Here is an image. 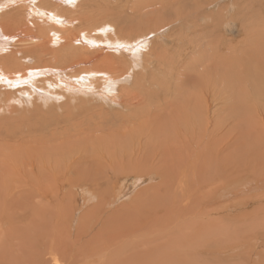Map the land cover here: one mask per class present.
<instances>
[{
	"label": "rangeland",
	"instance_id": "1",
	"mask_svg": "<svg viewBox=\"0 0 264 264\" xmlns=\"http://www.w3.org/2000/svg\"><path fill=\"white\" fill-rule=\"evenodd\" d=\"M33 3L36 4V6L38 4L39 7H35ZM55 4L56 6H54ZM230 5L234 7L232 8ZM30 8L35 9L34 11L38 14L37 18H40V16L41 18H47L50 15L48 9L57 8L58 12L56 16L53 17L61 16L56 18L59 26H65L69 32L72 31L71 33L74 35H80L78 37L76 36V39H81L84 46L90 48L93 54L100 50V54L110 55L114 60H122L123 70L127 75L125 78L118 75V77H120L118 79L117 76L113 77L110 74H98L100 76L92 80L94 85L97 83L98 85H87V88L86 86L80 87H85L87 92L83 91L85 93H82L77 87L76 90L78 92L76 90L71 91L72 89L68 90V88L59 81L65 78L63 74L60 75L58 82L55 84V78L51 77L53 72H49L46 66L47 64L52 65L50 63L51 55H49L45 56L42 61L35 57L25 60L26 64L36 63L40 70L43 71L41 74L42 78H39V76L36 77L38 81L47 76L49 81H51L50 83H54V86H48L49 88L45 87L46 84L42 85L45 92H33L30 83L29 87H27V82L21 85L22 87H19V85L0 86V183H2L0 184V188H3V190H0L2 194V196L0 195V204L3 198L6 200L5 203L2 202L3 206L1 210L3 209L5 212H10L12 209L18 208L17 210H19V212L21 210V217L24 220H28L31 216V212L33 213V210H38L39 206H43L45 209L49 206L54 212L59 210L57 213L61 215L64 220H67V216L70 212L74 213L72 215V223L74 224V226L71 224L72 228L69 226L71 222H67V224L63 223L65 226L60 222L61 225L56 228L57 231H61L64 228L70 231L72 238H66V240L77 239L78 235L85 230L87 232L86 234L89 236L87 237L86 234V237L82 235V243L89 237L97 235L98 231L101 232V235L104 237H108L109 234H112V236L119 234L114 237V244L110 248L113 250L109 254V259L111 261L114 259L116 264H135L136 262V264H142L144 262L145 264H150L149 262H151V264H253L258 256L254 255L252 251L254 246L249 242L253 239H249L252 235H248V233L252 232L250 223H260V218H258V216L262 215L264 212V0H70L67 4L63 5L60 0H0V14L9 11L11 14L16 13L15 15H17V11H21L23 14L27 12L32 13L33 9L30 11ZM36 8H44L45 12L43 11L44 13L40 15L38 12L40 10L38 9L37 11ZM11 9L14 10L12 11ZM223 13H225V17ZM1 16L2 15H0V18ZM229 18L232 20H229ZM90 22H92L91 25ZM101 25L106 26L108 29L105 30V35H100V33L96 32V29ZM81 31H84L87 37L92 36L91 39L96 42L93 43V45L90 44L92 47H90L87 41L85 42L83 40ZM53 37H55V35ZM137 38L144 39V44H146L147 49L146 51L140 50L134 52V54L141 55V57L138 55L139 58L137 61H141L139 62L141 63L139 66L143 64L141 66L142 68L139 66L135 68L132 67L131 51L122 50L123 47L118 44L121 41L131 42ZM78 40L77 43L80 44ZM59 41H62V43L51 44V50L56 51V60L59 59V56L63 57V60L64 52L62 51L65 49L66 44L61 39ZM61 44L62 46H60ZM57 46L60 48L61 52ZM68 47L71 50L69 45ZM191 47L195 49L191 50ZM8 51L11 52L12 49L10 48ZM61 57L59 60H61ZM133 60H135V58H133ZM19 61L24 63L21 57ZM171 67H173V70H171ZM72 71L78 72L76 68ZM48 73L50 75H48ZM101 75L107 78L101 77ZM157 78L159 80L158 83L164 82L163 84L165 86L163 84H158V86H153L154 88H149L147 82L156 80ZM138 79L140 82H137ZM72 82L75 83V86L78 85L79 87V83L76 81ZM105 82H114L115 84H105ZM142 82L143 84H139ZM174 82H177L175 83L176 85ZM166 84L168 86H166ZM110 85L114 86L113 90H115V92L112 90L108 93V89L105 88V86ZM24 86L26 88H24ZM159 86L161 88H159ZM207 87H213L211 88L212 92H214V89L216 91L214 98L211 97V102L206 100L203 95ZM21 88L23 89L19 92ZM145 88H147V90H145ZM54 89L55 92L58 93H54ZM121 89L128 91L131 89L132 99L134 96H140L139 98L144 99L143 105H138V107H144L145 105L144 114H140L141 108L130 109V107H126L120 103ZM153 89L155 91L157 90V96L153 94L155 93ZM103 90H105L106 93L102 92ZM66 91H68L69 94H67L68 92L66 93ZM196 91H201V93H196ZM60 92L64 95H59ZM163 92L165 95H162ZM225 92L227 94H224ZM195 93L199 97L198 100H191L199 101V103H195L194 101L191 103L190 99L187 100L185 98V103L182 105L181 100L183 102V98L187 96V94L191 98L193 95L195 96ZM73 94L74 96L77 95L75 96L76 98L72 96ZM106 94H108V97ZM151 94L154 95H152V100ZM87 95L89 97H87ZM148 95H150L149 99H147ZM164 96L165 99L163 98ZM172 96L173 98L175 96L177 97L174 99L170 98ZM189 96L187 98H189ZM228 96L229 98H227ZM72 97L75 98V100L72 99ZM64 98H66V100ZM68 98L71 101H68ZM45 99H47V101H45ZM50 100L52 102H49ZM110 100H112L113 103ZM149 100L152 102L150 103ZM200 100H202V102ZM187 104H199V106L202 104L201 106L204 108L206 107V111H208L207 109L209 108L210 112H208V114L202 107L198 106L199 108L197 109L196 106L193 105L194 107H191ZM215 104L217 105V110L215 109ZM182 106H186L184 107V111H187L186 109L189 108V112L187 111L189 114L195 110L198 111L199 115L201 111H203L201 115L205 112L207 114H205V117L202 115V120L199 118L197 119V117L201 118V116L195 114L194 117L193 115L192 117L196 118V122L194 118L187 114L186 117L188 118L185 117L186 121L184 120V122H182L179 116ZM148 109H151V111H148ZM211 109L213 111H211ZM213 114L216 118H214ZM218 115H223V118L221 119V117H218L219 120L217 118ZM225 116L227 117L225 118ZM213 119L217 120V122L215 120L214 122ZM199 120L200 123L203 122L200 126L204 125L203 127H208L209 129H212L210 128L213 125L212 121L219 130L220 128H227V134H223L222 136H228L232 145L230 147L231 149H228V152H230L228 153L230 156H228L229 159L227 157L229 162H226L229 164L231 163V167L238 166L239 168L241 166L244 167V163H246L247 170L246 172H241L240 175L248 173L255 182L247 179V182L244 181L245 184H230L229 190L232 192L234 191L231 193L235 195L224 194V192L223 194L225 196L217 194L216 198L214 197V201L209 202L213 197L207 199V196L213 192L216 183L220 181L223 186L228 178H230V175L219 178V171L224 161L222 160L223 156H220V152H222V148L224 152L225 144L223 141V144H221L222 142L220 141H216L217 138L221 137V133L215 127L213 128H215L216 131H213V133L209 135H207L208 132H204L203 135L206 134L209 140L210 138H216L214 142L216 145L218 144L219 147L217 148V145V150L214 149V151L217 153L213 151L211 154L210 152L212 150L209 151L210 149H208L207 151L206 149H201L202 151L200 150V152L205 153L204 156L206 155V157H198L199 164L198 166L196 165V175L194 172H190L194 169L187 168L184 175L181 174V169L178 168L177 165L185 160L184 156L186 157L185 162L189 160L196 162V157L189 142L182 137L185 132H183L182 135H176L178 133L177 128L182 124L185 125L187 121L197 123ZM208 120L209 122L211 121L210 127L204 124L206 123L205 121ZM223 120H227L226 123H223ZM216 123L218 125L220 123V125L217 126ZM221 124H223V127ZM224 124H227V127ZM228 133H230V135H228ZM203 137L204 136L201 137V142H204ZM146 138H148V140H146ZM189 138L190 137H188V139ZM189 140L193 142L192 139ZM140 141L143 143L148 141V144L144 145L146 150H139L138 144ZM186 142L187 144L185 145ZM188 145L190 148H188ZM206 152L208 154H206ZM208 155L209 157H207ZM13 157L24 160L28 158V160L33 162V174L28 172L26 177L29 182L24 183L30 185V188L32 186V189L34 188L33 185L37 187V191L31 189V192L33 191L31 202L34 200L38 201L35 205L31 203L34 205L32 207H24V211H22L20 207L23 206L21 201H19L23 195H19V191L14 192L12 190L13 193L9 196H4L8 190L7 187L4 186L5 181L3 182L7 172L9 173L7 174L9 177H6L10 180L15 179L12 177L11 172L13 170L11 166H7L6 163V159H14ZM52 157L57 161L52 159ZM34 159L35 161L40 159L38 161L39 166H37V161L36 164H34ZM43 159H45V162L46 160L50 161V159L51 161L54 160V162H49V164L46 162V166V163L44 165ZM204 160H206L205 162L207 163L203 167ZM68 166H70L71 171L64 170V168L67 169ZM206 166H208V169L205 170ZM198 167L201 168L199 169ZM27 168H30V166H27ZM52 168L57 171H54ZM252 169L258 172L260 171L261 174L254 172ZM45 170L47 172H45ZM38 171H41V173L39 174ZM42 171L44 172L42 173ZM156 171L158 173H156ZM14 173L15 175L20 173L17 174L18 176L16 175V178L23 179L24 175L21 171H14ZM41 174L43 176L37 178ZM152 174H154V177ZM188 174L190 175L187 178ZM204 174L206 177H204ZM29 175L31 180H29ZM191 175H195V177L197 176L199 178L193 180L195 177ZM210 175H214L213 177L216 176L215 178L218 180L215 182L209 181L208 176ZM201 176L204 179L206 178L205 181L207 180V183L201 184L202 181H199ZM232 176L233 175H231V178ZM42 178L44 179L42 180ZM60 179H62L63 182ZM32 180L35 181L32 182ZM160 181H162L163 184ZM197 184L199 186H196ZM11 186L14 189L15 184L13 186L11 183L9 187ZM193 186H195V189H197V187L199 188L195 190ZM238 186H240L239 190ZM134 189L137 191L139 190V192L143 190L139 193ZM128 190L130 191V196L128 199H124L122 195ZM41 191L46 192V195H39ZM199 193H202L203 196L205 194V196L199 198L198 203L197 198L200 195ZM17 194L20 196V199ZM183 195H185V197H183ZM118 196L121 197L120 200ZM188 196L191 197L192 200L185 205V208H189H181L180 203L182 197L186 199ZM219 197H221V199L223 198L222 202L224 201L227 203L224 204L223 202L222 204ZM11 198H14L12 202L15 204L11 202ZM224 198H226L227 201L224 200ZM206 200L208 203H206ZM239 200L241 201L239 202ZM169 202L172 204L170 205ZM218 202L219 206L222 205V207L218 206ZM195 203L197 204V209L199 208L198 204H200V206H203V204H210V206H207L210 209L205 208V210H203L204 212L200 218L201 228L198 229L199 233H197L198 230H196L192 234L190 230L193 227V219L196 216V209L194 208ZM215 203H217L219 209L222 208V210L218 211V207ZM228 203L230 209L226 208ZM167 204H169L168 208ZM6 206H8V209H6ZM211 206L217 207V210H214V207ZM212 208L214 213H211ZM166 209L167 211L164 213ZM92 210H100L101 212L97 211L96 213H91ZM227 210H229V213ZM253 210H258V212H253ZM177 211L179 212L177 213ZM223 213H227L228 218L222 217L224 215ZM251 213L253 216H251ZM255 214L257 215L254 217ZM209 216L212 219H209ZM212 216L217 218H213ZM53 217H48L44 214L40 216L41 220L48 223H52L56 220L53 219ZM135 217L144 218L146 221L145 227L135 233L136 235H123L122 232L126 229H130L132 226V221L128 219ZM262 217L263 216H261V218ZM106 219L107 222H105ZM82 220H85L87 224ZM119 221L123 222L119 223ZM187 221L189 222L187 223ZM204 221H207L206 224ZM216 221H218V223ZM105 223L108 224L110 229L115 228V230H108L109 228L104 230L102 227ZM18 225H22V222H19ZM202 225L203 227L206 225V228L202 229ZM248 225H250V227H248ZM50 226L52 227L53 225L51 224ZM77 226L78 228H75ZM89 226L92 227L91 230ZM207 226L211 227L207 229ZM213 226L216 227V230ZM252 226L255 228L257 225L253 224ZM249 229L251 232L248 231ZM255 229L263 236L264 225H258ZM207 232L210 234L208 233L205 238L203 234ZM226 233H228V235ZM225 236H228V238ZM221 238L226 242V246L223 245L224 243H222L223 241ZM244 238L249 239L248 243L243 241ZM253 242L252 244H256L255 239ZM246 244H249L251 249H249ZM141 245L143 250L141 249ZM216 246H218V248ZM13 247H16L15 249L17 251L14 258L11 250L5 255L6 246L0 242V258H6V260L12 259L7 263L0 264H12L13 261L20 262L24 259L23 253L18 251V246ZM209 247H212L211 250ZM256 248L259 250L258 246ZM172 253L173 255H171ZM263 254H261L262 257H264Z\"/></svg>",
	"mask_w": 264,
	"mask_h": 264
},
{
	"label": "bare ground",
	"instance_id": "2",
	"mask_svg": "<svg viewBox=\"0 0 264 264\" xmlns=\"http://www.w3.org/2000/svg\"><path fill=\"white\" fill-rule=\"evenodd\" d=\"M70 0H60V2H61V4L63 5V4H67V2H69ZM32 2V1H31ZM43 2V1H42ZM48 2H50V1H48ZM23 3V2H22ZM40 3V2H39ZM54 3V2H53ZM27 4H29V3H27ZM41 4V3H40ZM45 4V3H44ZM47 4H50V3H47ZM19 5V4H18ZM33 5L35 6V7H39L38 6V4H37V6H36V4H34L33 3ZM42 5V4H41ZM21 6V5H20ZM19 6V7H20ZM43 6H45V5H43ZM42 6V7H43ZM54 6H56V4L54 5ZM54 6H52V7H54ZM59 6H61V5H59ZM231 7H232V5H230ZM18 7V8H19ZM25 7V6H24ZM27 7H29V6H27ZM34 7V8H35ZM62 7V6H61ZM234 7V6H233ZM232 7V8H233ZM21 8H22V6H21ZM59 8V7H58ZM63 8V7H62ZM31 9H33V8H30V11H31ZM37 9V8H36ZM38 9L40 10V11H38ZM37 9V11L40 13V15H41V13H44L45 11H44V8L43 9H41V8H38ZM46 9V8H45ZM12 10V9H11ZM14 10V9H13ZM12 10V11H13ZM20 10V9H19ZM27 10V9H26ZM35 9H33L32 10V13H30V12H27L26 14L24 13H22L21 11H17V15H15L16 13H9V12H5V13H3V14H0V15H2L1 16V18H0V86L1 87H3V85H7V86H11V85H13V86H15V85H19V87L21 86V85H23L25 82H27V87H29V83H30V87H32L31 89L33 90V92H36V93H42L43 91L45 92V89H43V87H42V85H45L46 84V86L45 87H48V86H54V83H50L51 81H49V78H47V76L45 77V78H43L42 80H40V81H38L37 79H36V77H38L39 76V78H42V76H41V74H42V70H40V68L37 66V64L36 63H32V64H30V63H25V60H28L29 58H32V57H35V58H37L38 60H40V61H42V59L45 57V56H49V55H51L50 56V58H51V60H50V63L52 64V65H46L47 66V70L49 71V72H53L52 74H51V77L52 78H55V84L58 82V80H59V78H60V75L61 74H63L64 76H65V78H61L62 80H59L60 81V83L61 84H63L66 88H68V90H71V91H75L76 90V87L78 88V90H80L82 93H85V92H83V91H86V89H85V87H83V88H80V87H82V86H86V88H87V85H89V86H91V85H94V82L92 83V80L94 79V78H97V76H100V75H98V74H110L111 76H117V78L119 79L120 77H124L125 78V76L127 75V73L123 70V65H122V60H114L113 59V57L112 56H110V55H104V54H100L99 53V51H97V52H94V54L91 52V49L90 48H88L87 46H84V43L81 41V39L80 40H78V39H76V34L74 35L73 33H71L72 31H68L67 29H66V27L64 28V27H62V26H59L58 25V23H57V20H56V18H59V17H61L59 14V16H57V17H53V16H56V13L58 12V9L57 8H49L48 9V11H49V16L47 17V18H41V16H40V18H37L38 17V14H37V12L36 11H34ZM60 10V9H59ZM44 11V12H43ZM62 11V10H61ZM226 11H227V9H226ZM226 11H225V13H226ZM29 13V14H28ZM65 13V12H64ZM225 13H223V15H224V17H225ZM19 14V15H18ZM61 15H62V13H61ZM230 15V14H229ZM4 16V17H3ZM232 16V15H231ZM46 17V16H45ZM229 17V16H228ZM61 19V18H60ZM68 20V19H67ZM229 20H232V19H230L229 18ZM72 21V20H71ZM60 22V21H59ZM62 22V21H61ZM169 22V21H168ZM167 22V23H168ZM63 23V22H62ZM62 23H61V25H62ZM229 23V22H228ZM68 24V23H67ZM92 24V22H90V25ZM69 25V24H68ZM83 25V24H82ZM96 25V24H95ZM71 27V26H70ZM83 27V26H82ZM106 26H103V25H101L100 27H98L97 29H96V32H98V33H100V35H105L106 33H105V30L107 29V27L105 28ZM109 27H111V26H109ZM108 30V29H107ZM109 30H110V28H109ZM250 30V29H249ZM78 31V30H77ZM75 33V32H74ZM79 33V32H78ZM108 33V32H107ZM81 34H82V38H83V40L86 42H88L89 43V45L90 44H92L93 45V43H96V42H94V40L93 39H91V37H87L86 36V34H85V32L84 31H81ZM154 34H155V32H154ZM55 35V37H53ZM78 36H80V35H78ZM77 36V37H78ZM98 36V35H97ZM164 38V37H163ZM162 38V39H163ZM63 40V42L66 44H63V45H65V49L62 51V52H64V59L62 60V58L63 57H61V56H59V59H60V57H61V60H56V51H52L51 50V44L52 43H54V44H60V43H62V41H59V40ZM77 40H78V42L80 43V44H78L77 43ZM145 43V41H144V39H142V38H137L136 40H134V41H131V42H120V43H118L119 45H121L123 48H122V50L123 49H125V50H127V51H131V55H132V60H131V62H132V67H138L139 66V64H141V63H139V62H141V61H137L138 60V55L141 57V55L140 54H134V52H138V51H142V50H147L146 49V44H144ZM115 44V43H114ZM68 45L70 46V48H71V50L69 49V47H68ZM78 45V46H77ZM118 45V46H119ZM60 46H62V44L60 45ZM58 47V46H57ZM90 47H92L91 45H90ZM110 47V46H109ZM12 49V51L11 52H9L8 50L9 49ZM59 48V47H58ZM116 48V47H115ZM114 48V49H115ZM192 48V47H191ZM232 48V47H231ZM90 49V50H89ZM111 49V48H110ZM116 49H118V48H116ZM138 49V50H137ZM190 49V48H189ZM195 49V48H194ZM193 48L191 49V50H194ZM55 50V49H54ZM56 50H57V48H56ZM59 51H60V48H59ZM102 51V50H101ZM110 51V50H109ZM117 51V50H116ZM119 51V50H118ZM148 51H150V50H148ZM190 51V50H189ZM61 52V51H60ZM59 52V53H60ZM146 54V53H145ZM147 54H149V53H147ZM181 54V53H180ZM180 54H179V56H180ZM183 54V53H182ZM130 55V56H131ZM244 55V54H243ZM181 56H183V55H181ZM20 57H21V60H24V63L22 62H20L19 60H20ZM245 57V56H244ZM133 58H135V60H133ZM166 59V58H165ZM164 59V60H165ZM180 59V58H179ZM228 59V58H227ZM226 59V60H227ZM163 60V59H162ZM233 60V59H232ZM30 61V60H29ZM151 61H153V60H151ZM62 62V63H61ZM190 62V61H189ZM61 63V64H60ZM143 63V62H142ZM194 63V62H193ZM60 64V65H59ZM66 64V65H65ZM166 64V63H165ZM234 64V63H233ZM246 64V63H245ZM143 65V64H142ZM142 65H140L139 67H141ZM167 66V65H166ZM170 66H173V65H170ZM245 66H247V65H245ZM43 67V66H42ZM233 67V66H232ZM77 69V71L78 72H73L72 70L73 69ZM142 68V67H141ZM174 68H175V66H174ZM196 68V67H195ZM208 68V67H207ZM228 68V67H227ZM80 69V70H79ZM192 69H193V67H192ZM230 69V68H229ZM228 69V70H229ZM243 69V68H242ZM247 69V68H246ZM47 70H45V71H47ZM171 70H173V67H171ZM189 70V69H188ZM227 70V71H228ZM75 71V70H74ZM245 71V70H244ZM258 71V70H257ZM172 72V71H171ZM193 72V71H192ZM251 73V72H250ZM69 74V75H68ZM113 74V75H112ZM246 74V73H245ZM252 74V73H251ZM257 74V73H256ZM46 75V74H45ZM48 75H50L49 73H48ZM118 75L120 76V77H118ZM225 76V75H224ZM86 77H87V79H86ZM101 77H105V76H102L101 75ZM100 77V78H101ZM129 77V76H128ZM234 77V76H233ZM69 78H71V79H69ZM72 78H73V80H72ZM99 78V79H100ZM105 78H107V77H105ZM110 78V77H109ZM108 78V79H109ZM235 78V77H234ZM85 79V80H84ZM111 79V78H110ZM116 79V78H115ZM114 79V80H115ZM117 79V80H118ZM177 79V78H176ZM181 79V78H180ZM51 80V79H50ZM101 80L103 81V79L101 78ZM113 80V79H112ZM143 80V79H142ZM169 80H170V78H169ZM72 81H76L77 83H79V87H78V85H76L75 86V83L74 82H72ZM105 81H106V79H105ZM108 81V80H107ZM120 81V80H119ZM123 81H124V79H123ZM139 81V79L137 80V82ZM117 82V81H116ZM140 82V81H139ZM159 82V80H158V78L156 79V80H153V81H150V82H147V84L149 85L148 87L149 88H151V87H153V86H158V84H163V83H158ZM196 82V81H195ZM102 83V82H101ZM107 83H109V82H107ZM106 82H105V84H107ZM111 84L113 83V84H115L114 82H110ZM109 83V84H110ZM120 83V82H119ZM145 83H146V81H145ZM168 83V82H167ZM175 83H177V82H174V84ZM180 83V82H179ZM210 83V82H209ZM59 84V83H58ZM139 84H143V82L142 83H139ZM214 84V83H213ZM96 85H98V83L97 84H95L94 86H96ZM101 85V84H100ZM164 85V84H163ZM176 85V84H175ZM162 86V85H161ZM165 86V85H164ZM166 86H168L167 84H166ZM215 86H217V85H215ZM22 87V86H21ZM104 87V86H103ZM113 87L114 86H105V88H107L108 90V93H110L112 90H113ZM116 87V86H115ZM178 87V86H177ZM196 87V86H195ZM203 87V86H202ZM201 87V88H202ZM221 87V86H220ZM219 87V88H220ZM24 88H26L25 86H24ZM49 88V87H48ZM89 88H91V87H89ZM94 88V87H93ZM119 88V87H118ZM140 88V87H139ZM154 88V87H153ZM159 88H161L160 86H159ZM166 88V87H165ZM211 88H213V87H207L206 88V91L205 92H203V95H204V97H205V99L206 100H211V97L212 98H214V95H216V91H215V89H214V92H212V90H211ZM22 89L23 88H21V90L19 91V90H17V91H19V92H21L22 91ZM53 89V88H52ZM58 89V88H57ZM65 89V88H64ZM156 89V88H155ZM163 89V88H162ZM238 89V88H237ZM31 90V91H32ZM59 90H60V88H59ZM58 90V91H59ZM61 90H62V87H61ZM60 90V91H61ZM87 90H90V89H87ZM145 90H147V88H145ZM150 90H152V89H150ZM154 90V89H153ZM185 90V89H184ZM192 90V89H191ZM5 91V90H4ZM24 91V90H23ZM30 91V90H29ZM77 91V90H76ZM114 92H115V90H113ZM136 91V90H135ZM155 91V90H154ZM153 91V92H154ZM157 91V90H156ZM155 91V93H153V94H156V96H157V92ZM158 91H159V89H158ZM166 91V90H165ZM174 91V90H173ZM182 91V90H181ZM195 91V90H194ZM64 92V91H63ZM68 91H66V93H67ZM78 92V91H77ZM87 92V91H86ZM102 92H105V90H103ZM184 92V91H183ZM182 92V93H183ZM198 91H196V93H197ZM54 93H58V92H55V89H54ZM61 93V92H60ZM59 93V95H64V94H60ZM65 93V92H64ZM72 93V92H71ZM80 93V92H79ZM78 93V94H79ZM106 93V92H105ZM147 93V92H146ZM162 93V92H161ZM186 93H188V92H186ZM193 93V92H192ZM196 93H195V96L193 95V97H191L190 98V94L188 95L187 94V96H183L184 98H183V102H182V100H181V103H182V105H183V103H185L184 102V99L186 98L187 100L188 99H190V102L192 103V101H194L195 103H199V101L197 102L196 100H198V95H196ZM198 93H201V91L200 92H198ZM218 93H219V91H218ZM221 93V92H220ZM241 93V92H240ZM67 94H69V92L67 93ZM66 94V95H67ZM74 94H76V93H74ZM74 94L72 95L73 97H75V96H77V95H75L74 96ZM89 94V93H88ZM92 94V93H91ZM153 94H151V100H152V97L154 96ZM176 94V93H175ZM184 94V93H183ZM222 94V93H221ZM224 94H227L226 92L224 93ZM228 94H229V92H228ZM17 95V94H16ZM26 95V94H25ZM80 95V94H79ZM84 95V94H83ZM107 95V97H108V94H106ZM139 95V94H138ZM147 95V94H146ZM153 95V96H152ZM162 95H165L164 94V92H163V94ZM48 96H50V95H48ZM86 96V95H85ZM93 96V95H92ZM102 96V95H101ZM145 96V95H144ZM149 96L150 95H148V97H147V99H149ZM178 96V95H177ZM177 96H175V97H177ZM189 96V98H187ZM1 97V96H0ZM51 97V96H50ZM49 97V98H50ZM72 97V99H74L75 100V98H73ZM87 97H89L88 95H87ZM91 97V96H90ZM132 97V91H131V89H129V91L128 90H123V89H121V100H120V103L122 104V105H124V106H126V107H130V109H134V108H141L140 109V111H141V113L140 114H144L145 113V109H144V107H145V105H144V107H138V105L139 106H141V104L143 105V100L144 99H142V98H139L138 96H134L133 97V99L131 98ZM167 97V96H166ZM174 97V98H175ZM182 97V96H181ZM234 97V96H233ZM29 98V97H28ZM52 98H56V97H52ZM63 98V97H62ZM70 98V97H69ZM68 98V101H71L70 99ZM103 98V97H102ZM109 98H110V96H109ZM144 98V97H143ZM154 98H156V97H154ZM164 99H165V96L163 97ZM162 98V99H163ZM170 98H173V96L172 97H170ZM173 98V99H174ZM227 98H229V96L227 97ZM26 99V98H25ZM29 99H31V98H29ZM28 99V100H29ZM44 99V98H43ZM47 99H48V97H47ZM47 99H45V101H47ZM65 100H66V98H64ZM88 99V98H87ZM104 99V98H103ZM106 99H108V98H106ZM159 99V98H158ZM177 99V98H176ZM191 99H196V100H191ZM54 100V99H53ZM77 100V99H76ZM151 100H149L150 101V103L152 102ZM228 100V99H227ZM86 101V100H85ZM110 101H112V100H110ZM155 101V100H154ZM160 101V100H159ZM159 101H157V102H159ZM178 101V100H177ZM186 101V100H185ZM201 102H202V100H200ZM218 101V100H217ZM225 101H226V99H225ZM49 102H52L51 100L49 101ZM72 102H73V100H72ZM109 102V101H108ZM175 102H176V100H175ZM187 102H189V101H187ZM186 102V103H187ZM211 102V101H210ZM243 102V101H242ZM3 103V102H2ZM48 103V102H47ZM62 103V102H61ZM60 103V104H61ZM112 103H113V101H112ZM149 103V102H148ZM147 103V104H148ZM156 103V102H155ZM64 104H66V103H64ZM63 104V105H64ZM109 104V103H108ZM114 104H116V103H114ZM145 104V103H144ZM146 104V105H147ZM189 104V103H188ZM187 104V105H188ZM157 105H158V103H157ZM179 105H181V104H179ZM184 105H186V104H184ZM194 106H196L197 107V109L199 108V107H202L201 105L199 106V104H193ZM193 105H188V106H193ZM208 105V104H207ZM216 105V104H215ZM119 106V105H118ZM149 106V105H148ZM148 106H146V107H148ZM152 106V105H151ZM193 106V107H194ZM199 106V107H198ZM212 106V105H211ZM90 107V106H89ZM184 107H186V106H184ZM184 107L182 106V108H181V113H180V118H181V120H182V122H184V120H185V117L187 116V114H188V116H193L194 115V117H195V114L196 115H199L198 114V111L197 110H195L196 109V107H195V111H193L192 113H188L189 111H188V109L189 108H187L186 110L188 111H184ZM210 107V106H209ZM216 108V110H217V105L215 106ZM222 107V106H221ZM204 107H202V109H203ZM206 108V107H205ZM204 108V109H205ZM208 108V107H207ZM213 108V107H212ZM160 109V108H159ZM180 109V108H179ZM178 109V110H179ZM191 109H193V108H191ZM88 110V109H87ZM90 110V109H89ZM151 111V109H148V111ZM158 110V109H157ZM200 110V109H199ZM208 111H206V109H205V111L208 113V112H210V110H209V108L207 109ZM147 111V110H146ZM196 111H197V113H196ZM204 111V112H205ZM211 111H213L212 109H211ZM179 112V111H178ZM204 113V114H202V115H204V117H205V114H207V113ZM223 112H225V111H223ZM238 112V111H237ZM177 113V112H176ZM201 113H203V111H201ZM201 113H200V115L199 116H201V118L200 117H197V119L199 118L200 120H202V115H201ZM214 113H215V111H214ZM147 114H148V112H147ZM209 114V113H208ZM211 114H212V112H211ZM214 115V114H213ZM217 115V114H216ZM224 115V114H223ZM223 115H221V116H217V118L218 117H221V119L223 118ZM209 116V115H208ZM210 116H212V115H210ZM130 117V116H129ZM142 117V116H141ZM194 117H192V118H194ZM227 116H225V118H226ZM186 118H188V117H186ZM214 118H216V116L214 115ZM225 118H224V120H225ZM195 119V122H196V118H194ZM206 119V118H205ZM207 119H209V118H207ZM211 119V118H210ZM219 119V118H218ZM231 119V118H230ZM137 120V119H136ZM180 120V121H181ZM189 120V119H188ZM192 120V119H191ZM200 120L199 121H197V123H195V122H190V121H187L186 123H185V125H180V127L179 128H177V130H178V133L176 134V135H178V134H183V132H185L184 133V136H182L184 139H186L188 142H189V144H190V146H191V148H192V150H193V153H194V155H195V157H196V162L195 161H186L185 162V160H186V157L184 156V158H185V160L183 161V162H181V163H179L178 165H177V167L178 168H180L181 169V174H183L184 175V173H185V171H186V168L187 169H194V170H192V171H190V172H194L195 173V175H196V173H197V171H196V165L198 166V157L199 158H201V157H203L204 156V154L205 153H201L200 152V150L201 149H206L207 151H208V149H210L209 151H211L210 153L212 154V152L214 151V149L215 150H217V148L219 147V145L217 146L216 144H215V142H214V140L216 139V138H213L211 135V137L213 138V139H211L210 138V140L207 138V135H209L210 133H213V131H216L215 130V128L216 129H218L217 127H215V125H214V122L216 121L217 122V120H215V119H213V121H212V126L210 127V122H209V120L208 121H205L206 123H204L206 126L208 125L210 128H212V129H209L208 127H203L204 125H201L200 126V124H203V122L202 123H200ZM220 120V119H219ZM223 120V121H224ZM177 121V120H176ZM186 121V120H185ZM194 121V120H193ZM227 121V120H226ZM226 121H224L223 123H226ZM228 121H229V119H228ZM220 122V121H219ZM222 122V121H221ZM175 123H177V122H175ZM179 124V123H178ZM217 124V123H216ZM144 125V124H143ZM219 125H220V123H219ZM218 124H217V126H219ZM222 125V127H223V124H221ZM225 125V124H224ZM178 126V125H177ZM200 126V127H199ZM226 127H227V124L225 125ZM230 126V125H229ZM213 127H215V128H213ZM233 127V126H232ZM202 128H203V132H202ZM220 128V127H219ZM158 129V128H157ZM227 129V128H226ZM225 129V127H224V129H221L220 128V130H219V132L221 133V137H219V138H217V140L216 141H220V142H224V144H225V147H224V152H223V148H222V152H220L221 153V155L220 156H223V159L222 160H224L223 161V165H222V168H220V171H219V178H222L223 176H225V175H230V178H228V180H227V182L226 183H224V185L222 186V183H220V181H218L217 183H216V187L214 188V190H213V192H211L208 196H207V199L208 198H211V197H213V199L211 198L210 200H209V202H212V201H214V197L216 198V195L217 194H219L220 196H223L224 194H232L233 192L231 191V190H229V186H230V184H241V183H244V181H246L247 179L249 180V181H253V182H255V180H253L251 177H250V175L248 174V173H245V174H243V175H240L241 174V172H246V170H247V167H246V163H244V167H238V166H234V167H231L230 166V164L229 163H227V162H229V154L228 153H230V152H228V149L231 147V145H232V142H230V139H229V137L228 136H225V137H223L222 135L224 134H227V130ZM125 130V129H124ZM217 130V131H218ZM206 133V132H208V134L206 135V137H205V135H203V133ZM146 133V132H145ZM201 133H202V135H201ZM142 135V134H141ZM154 135V134H153ZM216 135V134H215ZM218 135H220V134H218ZM218 135H217V137H218ZM228 135H230V133H228ZM8 136V135H7ZM143 136V135H142ZM147 136V135H146ZM149 136V135H148ZM202 136H204L203 137V141L204 142H201L200 140L202 139L201 137ZM214 136V135H213ZM188 137H190L189 139H192V141L193 142H191L189 139H188ZM215 137V136H214ZM223 137V138H222ZM58 138V137H57ZM138 138V137H137ZM145 138V137H144ZM143 138V139H144ZM12 139V138H11ZM139 140V139H138ZM146 140H148V138H146ZM53 141V140H52ZM18 142V141H17ZM180 142V141H179ZM223 142L221 143V144H223ZM10 143H11V141H10ZM13 143H15V142H13ZM25 143V142H24ZM16 144V143H15ZM146 144H148V141H145L144 143L143 142H139V144H138V148H139V150H146L145 149V146L144 145H146ZM159 144V143H158ZM184 144V143H183ZM187 144V142L185 143V145ZM220 144V145H221ZM13 145V144H12ZM182 145V144H181ZM184 145V146H185ZM190 146L188 145V148H190ZM216 146H217V148H216ZM264 146V145H263ZM3 147V146H2ZM16 147V146H15ZM222 147V146H221ZM220 147V148H221ZM32 149V148H31ZM231 149V148H230ZM187 150V149H186ZM220 150V149H219ZM260 150H261V148H260ZM34 151V150H33ZM202 151V150H201ZM200 152V153H199ZM215 152V151H214ZM253 152V151H252ZM18 153V152H17ZM31 153V152H30ZM215 153H217V152H215ZM214 153V154H215ZM219 153V154H220ZM223 153V154H222ZM263 153H264V150H263ZM11 154H13V153H11ZM206 154H208L207 152H206ZM33 155V154H32ZM38 155V154H37ZM186 155V154H185ZM210 155V154H209ZM209 155L207 156V157H209ZM216 155V154H215ZM214 155V156H215ZM232 155V154H231ZM252 155V154H251ZM31 156V155H30ZM213 156V155H212ZM229 156V157H228ZM248 156V155H247ZM206 157V155L204 156V158ZM227 157H228V159H227ZM14 159H6V163H7V166H11V169L13 170L11 173H12V177L13 178H15L14 180H10L8 177V175L7 174H9L8 172H7V174H6V176H8V177H6L5 176V179H3V182H4V186H6L7 187V192L4 194V196H9L11 193H13L12 192V190L15 192V191H19L20 193H19V195H23V196H21V200H19V201H21V203L23 204V206H20L21 207V209H22V211H24L23 210V208L24 207H32V206H34L35 205V203L38 201V200H34L33 202H31L32 201V197H33V194H32V192H31V189H32V186H31V188H30V185H26L24 182H29L28 180H27V177H26V174L29 172V173H32V171H33V162L31 161V160H28V158H27V160H24V159H18L17 157H13ZM46 158V157H45ZM57 158V157H56ZM143 158V157H142ZM214 158H216V157H214ZM3 159V158H2ZM26 159V158H25ZM36 159H37V157H36ZM52 159H55V158H53L52 157ZM133 159V158H132ZM209 159V158H208ZM220 159V158H219ZM40 159H38V161H39ZM44 160V165H45V163L47 162L48 164H49V162H54V160H52L51 161V159H50V161H47L46 160V162H45V159H43ZM56 160V159H55ZM203 160V159H202ZM5 161V160H4ZM37 161V160H36ZM36 161H35V159H34V164H36ZM38 161H37V166H39V163H38ZM57 161V160H56ZM206 160H204L203 161V167L205 166V164L207 163V162H205ZM217 161H218V159H217ZM227 161V162H226ZM41 162V161H40ZM47 163H46V166H47ZM130 163V162H129ZM138 163H139V161H138ZM218 163V162H217ZM52 164V163H51ZM136 164V163H135ZM215 164V163H214ZM141 165V164H140ZM143 165V164H142ZM220 165V164H219ZM3 166V165H2ZM27 166H30V168H27ZM61 166H62V164H61ZM200 166V165H199ZM214 166V165H213ZM217 166H218V164H217ZM33 167V168H32ZM145 167V166H144ZM143 167V168H144ZM208 166H206V168H205V170L206 169H208L207 168ZM37 168V167H36ZM131 168V167H130ZM199 168V167H198ZM201 168V167H200ZM199 168V169H200ZM218 168V167H217ZM7 169V168H6ZM44 169V168H43ZM54 171H57L56 169H54V168H52ZM61 169V168H60ZM134 169V168H133ZM42 170V169H41ZM62 170V169H61ZM64 170H67V171H71V168H70V166H68V168L67 169H65L64 168ZM128 170H129V168H128ZM135 170H137V169H135ZM139 170V169H138ZM212 170V169H211ZM253 170V169H252ZM14 171L15 172H19V171H21L22 173H23V175H24V177H23V179L22 178H16V175L17 174H20V173H17L16 175H15V173H14ZM50 171V170H49ZM53 171V172H54ZM133 171V170H132ZM173 171H174V169H173ZM173 171H172V174H173ZM204 171V170H203ZM209 171V170H208ZM254 172H256V173H260L261 174V172L259 171H256V170H253ZM39 172V171H38ZM44 171H42V173H43ZM45 172H47L46 170H45ZM51 172V171H50ZM206 172V171H205ZM41 173V171L39 172V174ZM130 173V172H129ZM134 173V172H133ZM143 173V172H142ZM148 173V172H147ZM156 173H158L157 171H156ZM188 173V172H187ZM200 173H201V171H200ZM212 173V172H211ZM3 174V173H2ZM33 174V173H32ZM35 174V173H34ZM50 174V173H49ZM136 174V173H135ZM134 174V175H135ZM202 174V173H201ZM208 174H210V173H208ZM31 175V174H30ZM30 175H29V180H31V178H30ZM57 175V174H56ZM65 175V174H64ZM133 175V174H132ZM145 175V174H144ZM154 174H152V176H153ZM186 175V174H185ZM189 175L190 174H188V176H187V178L189 177ZM195 175L194 176H192V177H195ZM200 175V174H199ZM205 175V174H204ZM231 175H233L232 176V178H231ZM18 176V175H17ZM41 176H43L42 174L39 176V177H37V178H41ZM51 176V175H50ZM130 176V175H129ZM137 176H138V174H137ZM139 176H140V174H139ZM172 176V175H171ZM214 175H210V176H208L209 177V181H213V182H215L216 180H218V179H216L215 177H213ZM11 177V176H10ZM20 177V176H19ZM35 177V176H34ZM52 177V176H51ZM84 177V176H83ZM100 177V176H99ZM154 177V176H153ZM158 177V176H157ZM168 177V176H167ZM166 177V178H167ZM204 177H206V175L204 176ZM228 177V176H227ZM240 177V178H239ZM45 178V177H44ZM44 178H42V180L44 179ZM71 178V177H70ZM150 178V177H149ZM160 178V177H159ZM191 178V177H190ZM197 178H199V177H195L193 180H195V179H197ZM236 178H238V179H236ZM34 179V178H33ZM129 179V178H128ZM151 179H154V178H151ZM186 179V178H185ZM206 179V178H205ZM205 179L201 176V178H200V180L199 181H202V183L201 184H204L205 182L207 183V180L205 181ZM36 180V179H35ZM34 180V181H35ZM38 180V179H37ZM41 180V179H40ZM41 180V181H42ZM52 180V179H51ZM61 181H62V179H60ZM68 180H69V178H68ZM98 180V179H97ZM163 180V179H162ZM225 180H226V178H225ZM33 180H32V182H34ZM123 181V180H122ZM180 181V180H179ZM179 181H178V183H179ZM198 181V180H197ZM32 182H31V184H32ZM48 182V181H47ZM49 182H50V180H49ZM55 182V181H54ZM53 182V183H54ZM63 182V181H62ZM61 182V183H62ZM148 182V181H147ZM160 182H162V181H160ZM191 182V181H190ZM225 182V181H224ZM247 182V181H246ZM12 183V185L14 186V184H15V186H14V189L12 188V186L11 187H9L10 186V184ZM37 183V182H36ZM186 183H188V182H186ZM185 183V184H186ZM0 184H2V183H0ZM133 185H135L134 183H132ZM156 184V183H155ZM162 184H163V182H162ZM245 184V183H244ZM33 185V184H32ZM44 185H45V181H44ZM43 185V186H44ZM61 185V184H60ZM164 185H165V183H164ZM206 185V184H205ZM204 185V186H205ZM2 186V185H1ZM41 186H42V184H41ZM153 186V185H152ZM158 186H159V183H158ZM157 186V187H158ZM188 186H189V184H188ZM187 186V187H188ZM196 186H199L198 184L196 185ZM214 186V185H213ZM3 187V186H2ZM33 189H35L36 190V186H34L33 185ZM62 187V186H61ZM123 187V186H122ZM172 187V186H171ZM239 188H238V190L240 189V186H238ZM63 188V187H62ZM131 188V187H130ZM133 188V187H132ZM143 188V187H142ZM159 188V187H158ZM193 188L195 189V186H193ZM199 187H197V189H198ZM204 188V187H203ZM3 190V188H0V190ZM32 189V190H33ZM40 189V188H39ZM59 189V188H58ZM141 189V188H140ZM165 189V188H164ZM188 189V188H187ZM197 189H195V190H197ZM122 190V189H121ZM125 190H126V187H125ZM135 190V189H134ZM143 190V189H142ZM141 190V191H142ZM165 190H167V189H165ZM193 190V189H192ZM237 190V189H236ZM237 190V191H238ZM37 191V190H36ZM56 191V190H55ZM67 191V190H66ZM135 191H137V190H135ZM141 191L139 192V190L137 191V192H139V193H141ZM210 191V190H209ZM236 191V192H237ZM64 192V191H63ZM68 192H70V191H68ZM68 192H67V194H68ZM86 192V191H85ZM84 192V193H85ZM188 192V191H187ZM194 192V191H193ZM225 192V193H224ZM232 192V193H231ZM103 193V192H102ZM101 193V194H102ZM117 193V192H116ZM122 193V192H121ZM120 193V194H121ZM224 193V194H223ZM35 194H36V192H35ZM88 194V193H87ZM93 194V193H92ZM106 194H107V192H106ZM200 194V193H199ZM237 194H239V193H237ZM0 195L2 196V194L0 193ZM12 195H14V194H12ZM18 194H17V196L19 197V199H20V196H19ZM39 195H41V196H45L46 195V192H43V191H41L40 193H39ZM232 195H235V194H232ZM17 196H16V198H17ZM71 196V195H70ZM92 196V195H91ZM96 196V195H95ZM99 196V195H98ZM120 196V195H119ZM118 196V199L120 200V198L121 197H119ZM130 196V191L128 190L126 193H123V195H122V197L124 198V199H128V197ZM204 196H205V194H204ZM203 196V194L201 193L200 195H199V197L197 198V201H198V199L199 198H203L204 197ZM225 196V195H224ZM258 196V195H257ZM257 196H255V197H257ZM87 197V196H86ZM93 197H94V195H93ZM93 197H92V199H93ZM97 197V196H96ZM176 197V196H175ZM183 197H185V195H183ZM182 197V199H181V203H180V207L181 208H185V205H187L191 200H192V198L191 197H186V199L185 198H183ZM232 197V196H231ZM230 197V198H231ZM51 198V197H50ZM72 198V197H71ZM226 198H227V196H226ZM226 198H224V200H226ZM264 198V197H263ZM13 199L14 198H11V202L13 201ZM90 199V198H89ZM176 199V198H175ZM219 199H221V197H219ZM223 199V198H222ZM222 199H221V203L223 204V202H222ZM233 199V198H232ZM237 199H238V197H237ZM241 199V198H240ZM9 200V199H8ZM7 200V201H8ZM263 200V199H262ZM5 201L6 200H4V198L2 199V201H1V204H0V242L1 243H3L4 244V246H6V253H5V255H7V252L9 251V250H11L12 251V253H13V258L15 257V255H16V253H17V251H16V247L14 248L13 246H18V251L20 252V253H23V257H24V259H22L20 262H16V261H13L12 262V264H116V262H114V259L111 261L110 259H109V254L111 253V251L113 250V249H110L112 246H113V244H114V241H115V236H118V235H113L112 236V234L110 235L109 234V236L108 237H104L103 235H101V232H97L96 234L97 235H93V236H91V237H89L87 240H85L83 243H82V241H81V239H82V235H84L85 236V234L87 233L86 232V230L84 231V232H82V233H80L79 235L78 234H76V235H78V238L76 239V238H74L73 240H66V238H72V236H71V233H70V231L69 230H67L66 228H64V229H62L61 231H57V227L58 226H60L61 224H63V223H66L67 224V222L69 223V222H71L70 224H69V226L72 228V225L71 224H73L72 223V220H73V218H72V215L74 214V213H69L68 214V216H67V220L65 219L64 220V218L61 216V215H59L57 212H59V210H57V211H53L49 206H47L46 207V209L43 207V206H39V209L38 210H33L34 212L32 213L31 212V216H30V218L28 219V220H24L21 216H22V213H20L21 212V210H20V212H19V210H17V209H12V211H10V212H5V211H3V209L1 210V208H2V206H3V204H2V202L3 203H5ZM88 201V200H87ZM90 201H92V200H90ZM100 201V200H99ZM207 201V200H206ZM219 201V200H218ZM227 201V200H226ZM234 201V200H233ZM241 200H239V202H240ZM172 202V201H171ZM220 202V201H219ZM219 202H218V206H219ZM235 202V201H234ZM250 202V201H249ZM12 203H14V202H12ZM11 203V204H12ZM34 203V205H32V204ZM97 203V202H96ZM198 203H199V201H198ZM204 203V202H203ZM206 203H208V201L206 202ZM227 203V202H226ZM225 202H224V204H226ZM230 203V202H229ZM229 203L226 205V206H224V207H226V208H229ZM236 203V202H235ZM15 204V203H14ZM106 204H107V202H106ZM169 204H170V202H169ZM169 204H167V208H168V206H169ZM172 204V203H171ZM170 204V205H171ZM216 204V206H217V203H215ZM214 204V205H215ZM231 204V203H230ZM8 205V204H7ZM193 205V204H192ZM13 206V205H12ZM19 206V205H18ZM178 206V205H177ZM207 206H210V204H203V206H200V204H198V207L200 208H196L197 207V204L195 203V206H194V208L196 209V216H195V218L193 219V223H192V225H193V227H192V229L190 230V232L193 234L196 230H198L199 228H201V223H200V218H201V215L203 214V210H205V208H209V207H207ZM217 206V207H218ZM221 207H222V205H220ZM219 206V207H220ZM239 206V205H238ZM263 206V205H262ZM5 207V206H4ZM7 208L6 209H8V206H6ZM14 207V206H13ZM211 207H214V206H211ZM217 207H214V210H217L216 208ZM219 207H218V211L219 210H222V208H220L219 209ZM232 207V206H231ZM261 207V206H260ZM259 207V208H260ZM34 208V207H33ZM33 208H30V209H33ZM162 208V207H161ZM160 208V209H161ZM171 208V207H170ZM189 207H186L185 209H188ZM5 209V208H4ZM25 209V208H24ZM36 209V208H35ZM176 209V208H175ZM180 209V208H179ZM210 209V208H209ZM230 209V208H229ZM232 209V208H231ZM27 210V209H26ZM29 210V209H28ZM183 210V209H182ZM212 210V212L211 213H214V211H213V208L211 209ZM210 210V211H211ZM224 210H225V208H224ZM97 211H100V210H92L91 211V213H96ZM165 211H167V209L166 210H164V213H165ZM210 211H208V212H210ZM218 211H215V212H218ZM229 210H227V212H228ZM66 212V211H65ZM101 212V211H100ZM179 211H177V213H178ZM253 212H258V210L257 211H255V210H253ZM252 212V213H253ZM190 213V212H189ZM193 213V212H192ZM229 213V212H228ZM252 213H251V216H253L252 215ZM41 214H44L45 216H48V217H53V219H56L54 222H52V223H48V222H46V221H43V220H41V218H40V216H41ZM172 214V213H171ZM207 214H209V213H207ZM217 214H219V213H217ZM224 214V213H223ZM254 214V213H253ZM260 214V213H259ZM75 215H77V214H75ZM90 215V214H89ZM94 215V214H93ZM193 215V214H192ZM244 215H246V214H244ZM257 214H255L254 215V217L256 216ZM90 216H92V215H90ZM172 216V215H171ZM176 216V215H175ZM221 216V215H220ZM249 216V215H248ZM247 216V217H248ZM261 216H263L262 218H261ZM21 217V218H20ZM79 217V216H78ZM101 217V216H100ZM159 217H161V216H159ZM213 217V216H212ZM222 217H227L228 218V216H227V213H225ZM243 217V216H242ZM250 217V216H249ZM99 218V217H98ZM97 218V219H98ZM209 219H212V218H210V216L208 217ZM213 218H217V217H213ZM218 218H219V216H218ZM230 218V217H229ZM244 218V217H243ZM245 218H246V216H245ZM252 218V217H251ZM258 218H260V223L259 222H257V223H250L251 224V230H252V232H251V230L249 229L248 231H250L251 233H248V235L249 236H251V238H249V239H252V241H249L250 243H251V245L252 246H254L253 248H252V251L254 252V255H257L256 257V259L257 260H254V263L253 264H264V257H262V255L261 254H263V251H264V234H263V236H261V234L259 233V231L257 230L256 231V227L258 226V225H260V226H262V225H264V212H263V214L262 215H259L258 216ZM31 219V220H30ZM82 219V218H81ZM93 219V218H92ZM171 219H173V218H171ZM21 220V221H20ZM128 220H130V221H132V226H131V228L130 229H126V230H124L123 232H122V234L123 235H127V234H131V235H134L135 233H137V232H139L140 230H142L144 227H145V225H146V221H145V219L144 218H139V217H135V218H130V219H128ZM141 220H143V221H141ZM183 220V219H182ZM217 220V219H216ZM219 220V219H218ZM227 220V219H226ZM66 221V222H65ZM82 221H85V220H82ZM110 221H111V219H110ZM124 221H126V220H124ZM173 221V220H172ZM210 221H212V220H210ZM215 221V220H214ZM245 221V220H244ZM19 222H22V225H18V223ZM60 222H61V224H60ZM86 222V221H85ZM105 222H107V219H106V221ZM117 222V221H116ZM121 222H123V221H119V223H121ZM171 222V221H170ZM186 222V221H185ZM189 221H187V223H188ZM201 222H203V221H201ZM205 222V224H206V222L207 221H204ZM217 223H218V221H216ZM99 223V222H98ZM109 223V222H108ZM118 223V222H117ZM150 223V222H149ZM215 223V222H214ZM53 225L52 227L50 226V225ZM86 224H87V222H86ZM164 224V223H163ZM170 224H172V223H170ZM203 224V223H202ZM253 224H255V225H257V226H255V228L252 226ZM64 226H65V224H63ZM153 225V224H152ZM210 225V224H209ZM219 225V224H218ZM220 225H222V224H220ZM73 226H74V224H73ZM79 226V225H78ZM78 226L77 227H75V228H78ZM154 226V225H153ZM164 226V225H163ZM90 227V226H89ZM88 227V228H89ZM156 227H158V226H156ZM168 227V226H167ZM166 227V228H167ZM202 227H203V225H202ZM211 227V226H210ZM210 227H208L207 226V229H209ZM214 227V229L216 230V227L215 226H213ZM228 227V226H227ZM248 227H250V225H248ZM62 228H63V226H62ZM74 228V229H75ZM87 228V227H86ZM91 228L92 227H90V230H91ZM104 230H106V229H108V230H115V228H111L110 229V227L108 226V224H104L103 225V227H102ZM148 228V227H147ZM204 228H206V225H205V227H203L202 229H204ZM83 229V228H82ZM150 229V228H149ZM206 229V230H207ZM71 230V229H70ZM75 230H77V229H75ZM74 230V231H75ZM88 230V229H87ZM89 230V231H90ZM100 230V229H99ZM159 230H160V228H159ZM167 230V229H166ZM176 230H178V229H176ZM212 230V229H211ZM148 231V230H147ZM155 231V230H154ZM163 231H164V229H163ZM201 231H203V230H201ZM209 231V230H208ZM115 232H117V231H115ZM115 232H114V234H115ZM152 232H153V230H152ZM169 232V231H168ZM171 232H173V231H171ZM178 232V231H177ZM213 232V231H212ZM76 233H79V232H76ZM197 233H199V230H198V232ZM208 233L209 232H207L206 234H203V235H205V238H206V235H208ZM74 234V233H73ZM146 234H148V233H146ZM152 234V233H151ZM210 234V233H209ZM227 235H228V233H226ZM87 235V234H86ZM136 235V234H135ZM149 235V234H148ZM159 235H160V232H159ZM200 235V234H199ZM203 235H202V237H203ZM89 235H87V237H88ZM106 236V235H105ZM145 236V235H144ZM155 236V235H154ZM157 236V235H156ZM176 236V235H175ZM180 236V235H179ZM196 236H197V234H196ZM86 237V236H85ZM104 237V238H103ZM225 237H227L228 238V236H225ZM156 238V237H155ZM218 238V237H217ZM120 239V238H119ZM141 239V238H140ZM202 239V238H201ZM208 239V238H207ZM206 239V240H207ZM222 239V238H221ZM248 238H244V240L243 241H245V242H247L248 243V240H249ZM256 240V244H252V242H253V240ZM153 240V239H152ZM175 240V239H174ZM135 241V240H134ZM137 241V240H136ZM167 241V240H166ZM189 241V240H188ZM197 241H198V239H197ZM223 241V242H222ZM222 243H224L223 245H225V243L226 242H224V240L222 239ZM238 241V240H237ZM147 242V241H146ZM186 242V241H185ZM233 242V241H232ZM81 243H82V245H81ZM117 243V242H116ZM115 243V244H116ZM187 243V242H186ZM209 243H211V242H209ZM221 243V244H222ZM236 243V242H235ZM254 243V242H253ZM180 244V243H179ZM207 244V243H206ZM80 245H81V247H80ZM128 245H129V243H128ZM160 245V244H159ZM211 245V244H210ZM258 246V248H259V250H257V246ZM153 246V245H152ZM226 246V245H225ZM240 246H241V244H240ZM246 246L247 247H249V244H246ZM206 247V246H205ZM204 247V248H205ZM217 248H218V246H216ZM207 248V247H206ZM211 248L212 247H209V249L211 250ZM256 248V249H255ZM141 249L143 250V248H142V245H141ZM249 249H251V247H249ZM107 250V251H106ZM128 250H129V248H128ZM153 250V249H152ZM178 250V249H177ZM209 250V251H210ZM154 251V250H153ZM223 252H224V250H223ZM126 253V252H125ZM134 253V252H133ZM146 253H148V252H146ZM124 254V253H123ZM143 254V253H142ZM153 254V253H152ZM164 254V253H163ZM125 255V254H124ZM171 255H173V253L171 254ZM176 256V255H175ZM263 256H264V254H263ZM8 257V256H7ZM140 257V256H139ZM173 258V257H172ZM170 259H171V257H170ZM12 260V259H11ZM10 259H8V260H6V258L5 259H1L0 258V263H7L8 261H11ZM159 260V259H158ZM150 261V260H149ZM147 262H148V259H147ZM137 263V262H136ZM135 263V264H136ZM150 264H151V262H149ZM138 264H140V263H138ZM142 264H145V262L144 263H142ZM163 264V263H162Z\"/></svg>",
	"mask_w": 264,
	"mask_h": 264
}]
</instances>
